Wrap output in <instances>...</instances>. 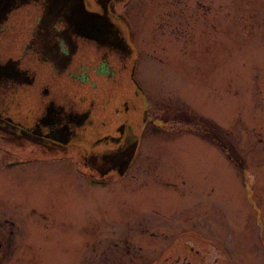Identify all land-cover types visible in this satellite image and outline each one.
<instances>
[{
  "label": "rangeland",
  "instance_id": "1",
  "mask_svg": "<svg viewBox=\"0 0 264 264\" xmlns=\"http://www.w3.org/2000/svg\"><path fill=\"white\" fill-rule=\"evenodd\" d=\"M124 6L158 123L119 175L3 146L0 264H264V0Z\"/></svg>",
  "mask_w": 264,
  "mask_h": 264
},
{
  "label": "flooded vegetation",
  "instance_id": "2",
  "mask_svg": "<svg viewBox=\"0 0 264 264\" xmlns=\"http://www.w3.org/2000/svg\"><path fill=\"white\" fill-rule=\"evenodd\" d=\"M127 2L80 0L94 17L84 31L66 11L47 17L46 0H0V158L18 144L99 159L98 175L127 169L144 123H158L146 115Z\"/></svg>",
  "mask_w": 264,
  "mask_h": 264
},
{
  "label": "water",
  "instance_id": "3",
  "mask_svg": "<svg viewBox=\"0 0 264 264\" xmlns=\"http://www.w3.org/2000/svg\"><path fill=\"white\" fill-rule=\"evenodd\" d=\"M45 8L47 10V17L53 15V11L59 12L60 10H63L66 11L64 17L67 22L73 24L79 29H83L84 31L92 30L89 28L88 24L94 22V17H92V14H88L83 11L80 0H46Z\"/></svg>",
  "mask_w": 264,
  "mask_h": 264
}]
</instances>
